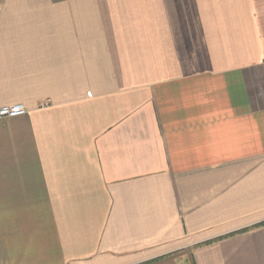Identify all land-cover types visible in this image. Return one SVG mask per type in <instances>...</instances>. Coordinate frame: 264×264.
<instances>
[{
    "label": "crops",
    "instance_id": "crops-1",
    "mask_svg": "<svg viewBox=\"0 0 264 264\" xmlns=\"http://www.w3.org/2000/svg\"><path fill=\"white\" fill-rule=\"evenodd\" d=\"M0 264H264V0H3Z\"/></svg>",
    "mask_w": 264,
    "mask_h": 264
},
{
    "label": "built area",
    "instance_id": "built-area-1",
    "mask_svg": "<svg viewBox=\"0 0 264 264\" xmlns=\"http://www.w3.org/2000/svg\"><path fill=\"white\" fill-rule=\"evenodd\" d=\"M3 0H0V11L2 10ZM27 113V108L22 103L13 105H0V120L5 118L22 116Z\"/></svg>",
    "mask_w": 264,
    "mask_h": 264
}]
</instances>
